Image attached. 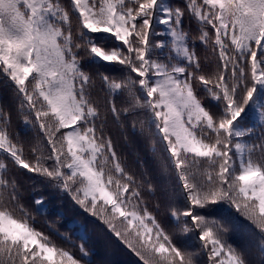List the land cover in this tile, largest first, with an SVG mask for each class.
Segmentation results:
<instances>
[{"label":"snow or ice","instance_id":"1","mask_svg":"<svg viewBox=\"0 0 264 264\" xmlns=\"http://www.w3.org/2000/svg\"><path fill=\"white\" fill-rule=\"evenodd\" d=\"M97 222L142 264H264V0H0V264H96Z\"/></svg>","mask_w":264,"mask_h":264},{"label":"trees","instance_id":"2","mask_svg":"<svg viewBox=\"0 0 264 264\" xmlns=\"http://www.w3.org/2000/svg\"><path fill=\"white\" fill-rule=\"evenodd\" d=\"M62 2L68 3L69 0H62ZM186 27H189L187 23ZM199 52L201 57L203 58V56L205 55V51L199 48ZM255 120L256 117L252 116V121L255 122ZM11 131L14 135L18 134L20 139L25 142V151L27 153L30 145L34 143V133L30 129H26L25 125L15 116V114L13 115ZM157 147L159 148V145H157ZM117 149L118 152L125 158V162L128 168L132 171L139 172V167L136 164V156H131L129 154L130 151H132L133 153L136 151L135 146H129L123 140L118 139ZM140 154L143 155L142 148L140 149ZM130 157H132V159ZM15 175L25 184V195L28 201H30L33 196L39 195H44L47 198V206L44 210L46 214L37 215V227L44 228L45 222L49 220L58 221L57 226L60 228L61 233L67 232L71 236V239L79 244L81 242L80 239H78L80 232L78 227L72 225V220L73 218L80 222H83V220L82 217H80L72 209L69 202L67 200H61V198L57 194L52 192L46 185H38V187L41 188V191L33 192L30 186L31 182L26 180L23 173L17 170L15 172ZM61 212L63 213V218H58L56 214ZM73 227H76L75 232L72 231ZM99 233V222H97L96 224L90 223L87 232L88 247H90L94 252L92 259L96 262V264H142L138 257L131 253V251L121 243L117 242V240H115L114 238L109 239L107 236H105L104 241H98L97 236ZM188 236L191 238L184 240V245L189 251H197L198 241L194 236H191V234H188ZM57 242L64 245L65 247L70 246L66 244L65 241L60 240L58 237Z\"/></svg>","mask_w":264,"mask_h":264},{"label":"rangeland","instance_id":"3","mask_svg":"<svg viewBox=\"0 0 264 264\" xmlns=\"http://www.w3.org/2000/svg\"><path fill=\"white\" fill-rule=\"evenodd\" d=\"M157 27L162 28L163 26L158 25ZM193 27H194V26H193ZM199 48H201L202 50H204L203 46H199V47H198V51H199ZM204 51H205V50H204ZM129 154H130L131 156H135L134 153H133L132 151H130ZM130 158L132 159V157H130Z\"/></svg>","mask_w":264,"mask_h":264}]
</instances>
